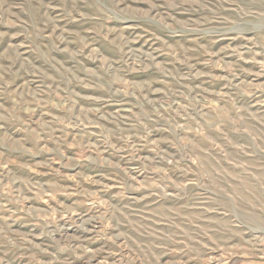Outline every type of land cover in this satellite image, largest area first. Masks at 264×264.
<instances>
[{
  "label": "rangeland",
  "instance_id": "374dc122",
  "mask_svg": "<svg viewBox=\"0 0 264 264\" xmlns=\"http://www.w3.org/2000/svg\"><path fill=\"white\" fill-rule=\"evenodd\" d=\"M0 264H264V0H0Z\"/></svg>",
  "mask_w": 264,
  "mask_h": 264
}]
</instances>
